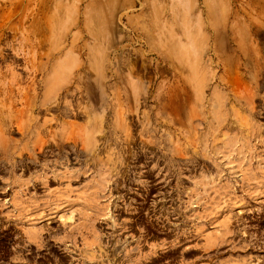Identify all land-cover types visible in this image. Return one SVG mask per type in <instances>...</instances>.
I'll use <instances>...</instances> for the list:
<instances>
[{
	"label": "rangeland",
	"instance_id": "rangeland-1",
	"mask_svg": "<svg viewBox=\"0 0 264 264\" xmlns=\"http://www.w3.org/2000/svg\"><path fill=\"white\" fill-rule=\"evenodd\" d=\"M0 264H264V0H0Z\"/></svg>",
	"mask_w": 264,
	"mask_h": 264
},
{
	"label": "bare ground",
	"instance_id": "bare-ground-1",
	"mask_svg": "<svg viewBox=\"0 0 264 264\" xmlns=\"http://www.w3.org/2000/svg\"><path fill=\"white\" fill-rule=\"evenodd\" d=\"M66 65V64H65ZM65 67V69L67 68V69H69L70 68V66L68 67V65L67 66H64ZM73 67V66H72ZM62 79V78H61ZM55 80H58V81H60V79L58 78V79H55Z\"/></svg>",
	"mask_w": 264,
	"mask_h": 264
}]
</instances>
